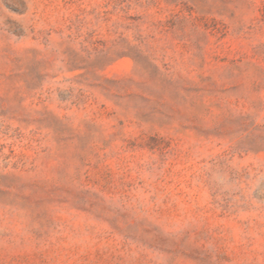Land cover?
<instances>
[{"label": "rangeland", "instance_id": "1", "mask_svg": "<svg viewBox=\"0 0 264 264\" xmlns=\"http://www.w3.org/2000/svg\"><path fill=\"white\" fill-rule=\"evenodd\" d=\"M0 264H264V0H0Z\"/></svg>", "mask_w": 264, "mask_h": 264}]
</instances>
